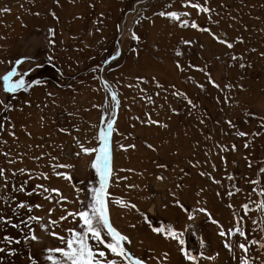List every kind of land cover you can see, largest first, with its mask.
I'll return each mask as SVG.
<instances>
[{
  "label": "rangeland",
  "instance_id": "obj_1",
  "mask_svg": "<svg viewBox=\"0 0 264 264\" xmlns=\"http://www.w3.org/2000/svg\"><path fill=\"white\" fill-rule=\"evenodd\" d=\"M193 2L212 11L198 15L196 9L182 7L183 0H0V77L16 67L18 73H28L26 84L41 81L9 94L0 80V101L8 106L0 105L5 125L0 167L8 178V188L0 187V214L14 223L36 215L47 224L65 210H78L79 201L89 198L87 189L98 186V177L90 167L96 153H76L81 145L98 149L99 132L111 119L107 207L113 227L131 240L125 247L134 257L145 264H193L184 259L178 241L153 233L145 217L153 227L183 232V247L197 257L194 264H238L240 249L224 248L226 238L218 235V225L227 231L241 217L248 238L264 243V210L258 207L264 204V173L258 174L264 166V0ZM160 11L188 12L182 19L209 28L217 38L180 27L156 14ZM17 60L22 63L16 65ZM237 131L248 135L239 137ZM53 164L70 167L54 169ZM24 181L26 192L40 184L58 189L67 203L62 208L42 195L11 191L13 183ZM229 191L234 195L228 196ZM19 201L43 207L13 216ZM244 204L250 209L247 216ZM73 226L69 217L54 230L63 236ZM33 227L39 242L13 244L17 254H0L2 264H30L29 253L46 264L43 250L62 246L39 224L33 222ZM4 235L23 241L20 231L7 225L0 226V239ZM249 247L250 264H264V250Z\"/></svg>",
  "mask_w": 264,
  "mask_h": 264
},
{
  "label": "snow or ice",
  "instance_id": "obj_2",
  "mask_svg": "<svg viewBox=\"0 0 264 264\" xmlns=\"http://www.w3.org/2000/svg\"><path fill=\"white\" fill-rule=\"evenodd\" d=\"M207 3V0H205ZM167 7H171L169 4ZM182 7H192L197 10L198 15L200 13L207 14L212 11L208 7L202 6L198 2H193V0H183ZM3 11H8L4 9ZM161 17H167L168 19L178 22L180 27H191L192 29H196L201 32L209 33L216 39V35L211 33L209 28H203L198 25L195 21H189L188 19H182L183 17H188L190 13L188 12H175V11H160L156 13ZM215 23H219V21H215ZM133 39L137 37L133 34ZM222 44H225L229 49L233 48V43L228 42L226 40L219 41ZM238 43H243V40L237 38ZM185 44L191 43L190 41H184ZM255 51V49H253ZM119 55V52L116 53V56ZM177 55H180L178 52ZM264 56V53H261ZM116 56H113L112 59L115 60ZM231 59L236 60V56H232ZM22 61L17 60L15 61L16 65H20ZM108 63V61H105ZM177 67L180 68L181 66L177 64ZM243 67V65H241ZM182 70V69H181ZM28 73H18L16 67H12L10 71L6 73L3 77H0V80L3 81V91L9 94H15L20 90L27 91V88L31 87L33 84H40L41 81L33 80L31 83L26 84L24 77ZM18 76L19 78L15 81L12 80V77ZM209 83H212L213 86L218 87L215 85L214 81L209 80ZM159 87V85H157ZM173 95H183L182 93H173ZM185 99H187L185 97ZM112 101L115 104H118L117 98L115 93L112 94ZM189 105L195 107L193 102L189 99L187 100ZM0 105H3L7 108V105H4L3 101H0ZM264 119V118H262ZM203 121H201L202 123ZM153 123H157L153 121ZM231 124V122H228ZM5 125L0 123V131L4 130ZM113 130V121L108 119L106 122V128L101 129L99 132V136L97 137L100 140L101 146L97 148H85L81 145V152H77L76 155L80 156L83 154H91L93 152L96 153L95 159L91 162L90 167L95 170L96 176L98 177V186L90 187L87 189L89 194V198L85 200H80L79 203L81 207L76 211H68L65 210V215L59 217L58 220H51L49 219L47 224L42 223L43 217H38L36 215H27V218H20L19 223H14L12 217H5L3 214H0V226H10L14 229L20 231L21 235L23 236V241L21 239L14 238L10 235H4L2 239H0V245H6V247H0V254H5L9 257L15 256L17 251L15 248L11 247L13 244L19 245L21 243H28L29 246L31 242H39V237L35 235V230L33 227V222L39 224V227L42 231H44L47 235L55 237L57 240L60 241L62 246L54 247V248H47L44 249L42 259L46 262V264H117V259H113L110 257L118 258L120 264H145L141 258L134 257L127 248L125 244H130L131 240L126 236L121 234L117 229L113 227L110 222L109 212H108V193L106 191L107 184L112 177V169L110 167V160H111V151L109 148V136ZM62 131H64L62 129ZM13 134V133H10ZM236 135L239 137H244L248 135L243 131H237ZM248 144H245V147H248ZM235 151V146L232 148ZM5 156L8 154L5 153ZM36 159H40L37 157ZM55 159V158H53ZM14 161L9 160V163H13ZM249 168L252 167V162L249 161L248 164ZM52 167L55 168H65L70 167L69 165H61V164H53ZM6 169L0 167V180H3V184L0 187L4 189L8 188V178L6 176ZM19 172L24 174L26 172L25 169H20ZM264 173V166L259 167L258 174ZM16 173L13 172L12 176L15 177ZM57 176H62L64 179L70 180L71 177L65 175L63 173H56ZM203 175V173H202ZM41 177L44 179H48V176L44 173H41ZM33 177L29 174V179ZM232 179L231 176L228 177ZM250 183H258L257 181H249ZM26 184L27 181L22 182L19 186H16L13 183V187L11 189L14 193H24L28 196L33 194L42 195L45 200H48L50 203L55 202L56 204L61 205L63 208V204L67 203V198L63 197L60 194L58 189H48L43 185H36L31 192H26ZM37 189H42V192H37ZM237 192L240 191L239 188L236 189ZM257 189H253V192H256ZM48 193V195H44ZM52 194H55L53 196ZM228 196H233L234 193L229 191ZM219 195V193H217ZM260 195H264V189H261ZM55 197H59V199H55ZM3 196L0 195V200H3ZM10 200L15 201V196H10ZM117 204H120L122 207H127V204H122L119 200L115 201ZM7 203V201H5ZM179 204V201L176 202ZM43 205H29L24 201H19L15 203V207L12 209L13 216H17L19 210L23 209L26 210L27 213H32L33 209H41ZM132 208H135L136 205H131ZM182 207V205H181ZM232 207V205H229ZM241 207L245 210L244 215L247 216L250 209L247 204L241 205ZM258 207L264 210V204L258 205ZM52 209H49L48 216L51 217ZM187 211V209H185ZM200 213H204L209 216V219L213 224H218L217 221L211 218L210 214L207 213L205 208H200L197 210ZM71 217L73 222V227L65 229L66 235H59L55 232V227L60 226L61 222L67 221ZM189 220H193L194 216L189 214ZM145 222L149 223V227L153 233L163 234L166 239H172L178 241L181 245L180 252L182 253L185 260L194 262L197 260V257L192 254V252L186 250L183 240V232L174 231L171 226H160V227H153L148 218L145 217ZM255 224L256 221H253ZM220 230L218 235L220 237L226 238L224 243V248L232 251L233 247H238L242 253V255L238 258V264H250L251 257L248 256L250 252V245H258L260 249L264 250V243L257 241L255 239H249L246 232L243 229V217L237 222L236 225L232 229H228L227 231L224 230L223 226L218 225ZM135 227V225H132ZM25 229L27 231H25ZM49 229H52L51 231ZM264 230V229H262ZM240 237L243 238V242H238L237 240L233 239V237ZM93 242V243H90ZM203 244V242H201ZM102 246V247H101ZM106 249L107 251H105ZM164 256L167 257L168 253H164ZM201 256L203 254L201 253ZM208 259H214L215 257H207ZM4 257L0 256V264H2ZM27 259L30 261V264H39V261L36 260L35 257L29 253Z\"/></svg>",
  "mask_w": 264,
  "mask_h": 264
},
{
  "label": "bare ground",
  "instance_id": "obj_3",
  "mask_svg": "<svg viewBox=\"0 0 264 264\" xmlns=\"http://www.w3.org/2000/svg\"><path fill=\"white\" fill-rule=\"evenodd\" d=\"M191 235V234H190Z\"/></svg>",
  "mask_w": 264,
  "mask_h": 264
}]
</instances>
